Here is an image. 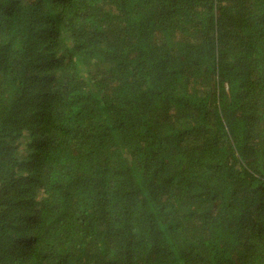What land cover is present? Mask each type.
<instances>
[{
  "label": "trees",
  "instance_id": "trees-1",
  "mask_svg": "<svg viewBox=\"0 0 264 264\" xmlns=\"http://www.w3.org/2000/svg\"><path fill=\"white\" fill-rule=\"evenodd\" d=\"M0 264H264V0H0Z\"/></svg>",
  "mask_w": 264,
  "mask_h": 264
}]
</instances>
